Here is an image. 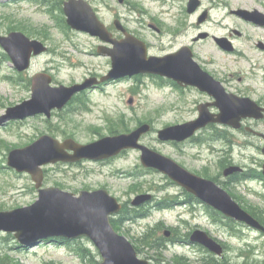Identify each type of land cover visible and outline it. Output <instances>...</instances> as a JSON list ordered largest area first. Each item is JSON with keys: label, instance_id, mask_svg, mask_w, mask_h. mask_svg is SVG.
<instances>
[{"label": "rangeland", "instance_id": "rangeland-1", "mask_svg": "<svg viewBox=\"0 0 264 264\" xmlns=\"http://www.w3.org/2000/svg\"><path fill=\"white\" fill-rule=\"evenodd\" d=\"M87 1L107 28L116 33L113 24L118 20L128 33L150 45L151 52L159 51L162 45L159 37L152 35L144 25L149 23L147 17L139 18L137 14H131V8L119 5L117 0ZM129 1L136 3V9L153 12L158 10L157 4L152 0ZM263 1L220 0V3L227 4L226 9H223V5L214 7L210 21L200 29L221 35L238 30L245 35L254 36L253 40L264 37V31L247 27L228 14L229 9L253 2L262 3L264 6ZM210 5L205 3L204 7ZM41 7L44 6L37 2L9 3V0H0L1 36L16 31L48 47L47 52L33 58L29 70L20 74L0 48V115L6 108L30 98V79L36 73L51 75L52 84L55 86H69L80 83L89 75L103 77L111 69L108 59L96 54V48L106 44L96 37L71 30L63 15ZM196 19L197 16L187 19V25L195 24ZM174 20L168 14L156 21H160L163 27H173ZM235 41L237 49L243 50L244 38ZM200 49L201 57L212 58L219 64L227 65L236 76L242 77V87L247 86L256 91V94H264V61L253 64L240 55H221L211 41L203 44ZM89 91L82 97L85 104H81L80 100L63 111L53 113L48 120L37 116L24 121L9 122L0 127V211L25 207L38 199L31 177L7 167L10 150L22 148L41 135H50L59 141L72 138L77 143L88 144L109 136L116 130L117 134L128 133L139 125L148 123L152 131L141 138V143L173 159L191 173L215 182H223V172L228 166L234 165L245 170L247 177L234 179L230 185H224L227 186L224 188L245 211L257 213L264 221V181L258 177L264 159L256 148H244V142L247 141L241 134L233 132L234 144L230 154L225 153L228 150L226 143L221 139L214 140L220 134L211 128L198 134L194 141L184 147L158 141V130L182 124L197 116L193 101H198V96L190 93L183 97L170 93V90L154 78L144 75L126 77ZM217 131L225 136L224 130ZM256 145L263 146L258 142ZM43 172V187H58L73 194L83 190L105 189L129 208H132L130 202L136 196L152 195L154 202L142 207L147 210L146 216L132 220H125L120 215L115 217L121 221L115 225V231L132 244L139 259L148 260L151 264H176L179 257L186 259V264H201L203 259L207 260L204 264H264V234L224 217H218L217 222L215 214L195 199L188 202L189 204H183L189 200L187 195L172 184L167 176L143 168L138 151L129 150L107 163L46 165ZM133 216L136 217L134 214ZM227 220L233 223L230 225ZM195 230L203 231L222 245V255L217 256L199 245L182 242L184 239L188 241ZM165 231L172 234L175 243L163 239ZM152 237L162 241L164 249L160 250L161 254L147 248L155 244ZM47 242L49 241L33 248H16L18 243L13 235L0 232V259L8 264L101 262L97 249L87 239H78L71 244ZM74 251L82 254L83 258Z\"/></svg>", "mask_w": 264, "mask_h": 264}, {"label": "water", "instance_id": "water-1", "mask_svg": "<svg viewBox=\"0 0 264 264\" xmlns=\"http://www.w3.org/2000/svg\"><path fill=\"white\" fill-rule=\"evenodd\" d=\"M194 6L195 4L192 8ZM238 13L245 20L264 25V16L257 12ZM64 14L71 29L88 33L112 44L111 49L103 47L97 49L98 54L111 58V70L101 82L139 74H153L170 78L180 84L195 86L215 98L214 105L220 111L218 115L210 114L205 107H200L196 120L159 130L158 140L183 142L210 123L238 128L242 119L263 117L261 109L253 101L225 94L217 83L191 61V56L185 49L175 55L147 58L145 44L121 30L118 22H115V26L124 33L125 38L120 41L112 40L105 26L85 1H67L64 3ZM203 19L204 16L200 21ZM0 47L8 55L18 73L27 71L32 57L46 51V47L40 41L31 40L20 32L0 36ZM51 81V77L46 73L35 74L31 78L30 99L7 108L0 116V126L9 121L24 120L37 115L49 119L53 110H61L75 94L97 84L94 79H89L82 84L53 87ZM149 131L150 125L142 124L130 133L106 136L88 144H79L73 139L59 142L51 136L43 135L24 148L10 151L7 158L8 167L31 176L38 199L30 206L0 212V232L13 234L16 241L25 247H33L39 241L56 237L65 239L85 237L98 250L101 257L98 264H149L147 260L139 259L133 246L111 226L110 217L120 211L121 205L106 190L81 191L75 196L55 187L42 188L44 178L42 167L45 165L75 163L82 160L102 161L113 158L124 150L133 149L140 151V162L143 167L165 174L186 192L225 217L264 234V227L213 181L191 174L173 160L139 144L141 137ZM262 154L264 155V148ZM239 171H241L239 167L230 166L223 174L227 176ZM262 175L264 177V164ZM150 199V195H139L131 204L139 206ZM165 235L168 236L169 233L165 232ZM190 241L217 256L223 253L222 246L203 231H194Z\"/></svg>", "mask_w": 264, "mask_h": 264}, {"label": "flooded vegetation", "instance_id": "flooded-vegetation-1", "mask_svg": "<svg viewBox=\"0 0 264 264\" xmlns=\"http://www.w3.org/2000/svg\"><path fill=\"white\" fill-rule=\"evenodd\" d=\"M23 3H32L34 0H21ZM40 5H43L48 11H52L55 14L63 15V5L68 0H35ZM86 1L90 6L91 3L87 0ZM220 0H152L158 6V10L156 12L153 11H145L142 8H137L135 6V2H130L129 0H122L119 5H123L126 7L131 8V14H137L138 17H147L149 19V23L144 25L147 27L149 32L156 37H159L160 44H162L159 48L158 52H151L150 49L152 47L147 45V54L148 57H166L170 55H175L179 53L181 50L185 49L186 53H189L191 56V61L194 62L199 69L206 73L213 82L217 83L219 87L223 90V92L227 95H232L235 98L239 99H249L255 103V105L261 109V113H263V117L260 119H251L246 118L242 119L239 123L238 128H233L227 125H219V124H210L207 125L204 129L201 130L198 134L202 133L208 128H211L217 131V129L224 130L225 136H221V141L226 143L228 146V150L225 153H229L233 148L234 140L232 138L233 132L236 134H241L244 138L246 143L244 142V148H256L259 153L261 154L262 158L264 159V155L262 154V149L264 148V94H260L259 92L256 94L250 87H242L241 84L243 83V78L240 76H236L234 71L229 69L227 65L219 64L218 61L210 59H204L200 55V47L203 44L208 43L211 41L215 46V50L220 53L221 55L225 56H234L240 55L246 61L252 62L253 64L264 61V37H260L256 40H253L254 36L245 35L238 30H232L231 33L228 35H221L216 33H210L208 30L200 28L206 25L211 19V11L214 7H220L223 5V9H226L227 4L220 3ZM263 1V0H261ZM264 2V1H263ZM191 3V4H190ZM211 4L210 7H204V4ZM195 4L194 8L192 5ZM131 5V6H130ZM190 6V7H189ZM92 7V6H91ZM93 12L96 14L94 8L92 7ZM245 11L249 13L258 12L264 15V6L262 3L253 2L250 5H244L241 7H237L235 9H229L228 14L233 18L239 20L242 24L247 27H251L257 30L264 31V25H257L249 20H245L242 15L238 12ZM170 14L172 18H174V26L173 27H163L162 23L156 21L157 19L160 20L162 16ZM194 16H197L196 23L187 25V19H190ZM204 16V19L200 21V18ZM121 30L123 28L119 25ZM115 32L111 29L107 28V30L111 33V39L115 41H120L123 38L122 31L115 28ZM126 30V29H125ZM128 32V31H127ZM190 33H193L190 35ZM263 35V34H261ZM244 38L245 45L243 46V50L237 49V42L235 39ZM108 45V46H107ZM103 45V47H110L109 44ZM224 45V46H222ZM100 48V47H99ZM104 58L108 59V63L111 64L110 59L106 56ZM110 70L106 73L108 74ZM96 77L101 78L102 76L97 75H89L88 77L84 78V81L87 78ZM149 77L154 78L157 82L161 83L164 88L170 90V93H176L180 96H187L188 94H192L198 96L200 99L198 101H193V106L195 107L194 113L199 115V108L205 107L208 112L214 115L220 113L219 109L214 105L215 98L210 96L207 92H202L199 88L195 86L180 84L175 82L174 80L167 78V77H160L157 75H150ZM81 81V82H82ZM75 84V83H74ZM238 84V85H236ZM72 85V84H71ZM100 87H98L99 89ZM90 91L81 92L77 95L74 100L70 102L71 104H77L79 100L82 98L81 96H86L87 93ZM207 106V107H206ZM197 117V116H196ZM195 117V118H196ZM194 118V119H195ZM193 120V119H191ZM189 120V121H191ZM192 140V139H191ZM252 141V143H251ZM262 143L263 146L259 147L256 143ZM189 141L183 142L177 146L184 147L187 145ZM241 144V143H240ZM110 160L103 161L100 163H107ZM194 174V173H193ZM196 175V174H195ZM198 176V175H197ZM223 177V176H222ZM203 178V177H202ZM225 181H217L215 184L220 186L222 189L225 190L224 185H230L231 179L228 176H224ZM210 180V179H209ZM184 194H186L183 191ZM193 200L191 197L186 202H192ZM202 204V203H201ZM203 206L208 209L212 210V208L208 207L207 205L203 204Z\"/></svg>", "mask_w": 264, "mask_h": 264}, {"label": "trees", "instance_id": "trees-1", "mask_svg": "<svg viewBox=\"0 0 264 264\" xmlns=\"http://www.w3.org/2000/svg\"><path fill=\"white\" fill-rule=\"evenodd\" d=\"M117 130L116 131H114V132H111V135H114V134H117ZM187 195V197L188 198H190L191 196H189L188 194H186ZM191 199L192 200H194L192 197H191ZM187 204H189V203H187ZM167 207H170V205L169 206H167ZM163 208H165V207H163ZM146 211L147 210H145L144 208H141V209H129L128 207H126V206H124L123 207V210H122V212H121V214H120V217L121 218H125V220L127 219V218H131L130 220H132L133 218H139L140 216L141 217H143V216H146ZM128 212H129V216H128ZM212 213L213 214H215V216L217 217L216 218V221L218 222V217H220V218H222L223 219V217L220 215V214H218V213H216V212H214V211H212ZM133 214L136 216V217H134L133 216ZM145 214V215H144ZM255 219H257L262 225H264V221L262 220V218H260V216L259 215H257V213H250ZM228 222H229V224L230 223H233L232 221H230V220H227ZM119 222H121V221H118V222H115V221H113V220H111V223H112V225H113V227H114V229H116L115 228V225H118V223ZM231 225V224H230ZM144 238H146L145 236H144ZM153 238V237H152ZM164 239V238H163ZM157 239H155V238H153V240H152V242H154L155 244H153V245H149V246H147V248L149 249V250H151V251H154L156 254L157 253H160V250H162L163 251V249H164V247H163V245L161 244V242L162 241H159V240H157ZM165 240V239H164ZM72 242H69L68 244H71ZM75 252V251H74ZM85 252V251H84ZM83 252V253H84ZM88 252V251H87ZM86 252V253H87ZM80 258L82 257L83 258V255L82 254H80L79 252H75ZM161 254V253H160ZM81 258V259H82ZM178 260L176 261V264H186V259H182V258H177ZM210 260H212L211 259V257L209 258ZM1 260H3V259H0V264H3V262L4 261H1ZM205 261L207 262V260H205V259H203V262H201V264H204L205 263ZM5 264H8V263H6V262H4ZM207 264V263H206Z\"/></svg>", "mask_w": 264, "mask_h": 264}]
</instances>
